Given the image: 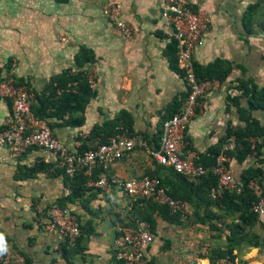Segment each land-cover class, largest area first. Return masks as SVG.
I'll use <instances>...</instances> for the list:
<instances>
[{"label":"crops","instance_id":"1","mask_svg":"<svg viewBox=\"0 0 264 264\" xmlns=\"http://www.w3.org/2000/svg\"><path fill=\"white\" fill-rule=\"evenodd\" d=\"M254 1L186 0L190 7L210 16L202 45L194 50L193 62L205 67L220 60L231 66L226 81L201 98L197 115L187 127L186 148L194 150L196 156L223 140L229 127L244 126L237 108L229 103V98L240 97V106H248L247 97L237 90L238 81L251 80L258 88L264 86V31L256 29L248 35L243 24V13ZM109 3L121 5L123 20L135 31L130 41L123 40L105 17L103 9ZM61 36H65L64 41ZM168 44L160 0H0L2 75L7 78L11 73L14 82L26 84L32 103L51 79L64 71L84 70L88 74L94 97L83 113V126L71 128L60 125L59 120H50L53 134L70 151H77L79 139H85L94 127L121 113L131 117L137 137L146 146L126 152L111 163L107 171L110 181L141 178L154 168L148 152L158 145L154 140L160 138L173 106L183 107L187 89L164 56ZM7 65L11 69L5 71ZM11 108L10 100H0V130ZM252 116L264 125L263 111H254ZM260 153L261 160L250 155L241 164L229 161L237 182L249 168L264 172V147ZM95 169L91 177L97 180ZM60 171L56 157L49 152L29 149L14 157L0 148V233L7 245V251L0 255H21L25 264H113L114 223L131 218L134 200L118 185L102 190L89 181L85 200L63 209L70 210L81 224L91 222L95 234L83 254L68 260L63 250L65 239L44 230L49 210L60 206L70 194L69 189L66 193V180ZM152 218L155 227L151 233L155 238L146 248V264H210L188 246L189 235L196 236L199 226L169 224L155 214ZM259 223L264 226V216ZM257 231L261 235L264 227ZM242 258L248 264H264V248H246ZM9 264L16 263L11 259Z\"/></svg>","mask_w":264,"mask_h":264},{"label":"trees","instance_id":"2","mask_svg":"<svg viewBox=\"0 0 264 264\" xmlns=\"http://www.w3.org/2000/svg\"><path fill=\"white\" fill-rule=\"evenodd\" d=\"M243 24L248 35L256 29L264 31V0H256L249 4L243 13ZM177 43L171 40L167 45L164 56L166 57L172 71L183 78V72L178 67ZM84 60L91 62V59ZM5 71L10 70L7 65ZM195 77L199 81H218L223 83L231 73V66L225 61H216L208 66H200L194 63ZM0 68V83L5 81ZM15 86L23 85L14 82ZM28 87L26 84H24ZM237 90L242 97H247V108L240 106V97L229 98V103L235 106L239 112L240 120L244 123L242 127H229L225 138L207 150L206 153L197 156L196 163L200 164L207 173L197 183L189 182L182 174L176 173L172 168L161 166L155 161L154 168L144 176L157 178L160 186L168 195L176 201L187 203L189 212L182 218L178 212H173L165 205H158L152 201L136 200L132 204L131 218L115 221L121 225H127L135 221H143L149 224L150 232L155 227L153 214L159 216L169 224L185 225L188 223L205 228L213 245L207 248L200 257L207 258L210 264H220L222 260L233 264H248V260L242 258V251L246 248H264V233H258L257 228L263 224L259 223L258 216L251 211L254 202L257 201L255 191L249 188L251 182H256L264 187V172L261 168H249L244 170L238 181L239 191H218L214 196L211 190L216 188L218 178L212 174L211 168L216 164L218 155L236 160L241 164L247 156L253 155L260 159L261 149L264 147V125L252 116L254 111L264 112V86L258 88L251 80H239ZM94 97L92 83L85 71L75 73L63 72L61 75L51 79L45 91L36 95L35 102L30 101V108L37 119L44 120L53 132L54 124L50 120H59L60 125L78 128L84 124L83 113ZM187 94L185 95V98ZM179 104L173 106L169 118L180 111ZM126 132L129 136H137L133 129V121L127 113H121L115 119L105 122L100 127H94L85 139H79L80 146L75 152L83 154L94 150L96 145L106 144L110 137ZM160 132V138H161ZM234 137L235 148L231 149L229 138ZM160 138L154 140L158 145L151 148L155 150L159 146ZM251 140H255L254 143ZM94 145V146H93ZM190 148V147H189ZM228 167L230 164L228 162ZM96 170V169H95ZM99 175L100 171L97 169ZM60 173L64 176L66 189L70 194L61 201L60 208H66L67 204L84 201L88 191L87 184L96 178L87 177L83 171L77 172L74 177L68 178L63 169ZM78 222V220H77ZM80 234L73 245L65 241L64 253L68 260L76 255L83 254L89 238L95 234L91 222L81 224L78 222ZM224 237V239H223ZM114 264L116 263L114 259Z\"/></svg>","mask_w":264,"mask_h":264},{"label":"built area","instance_id":"3","mask_svg":"<svg viewBox=\"0 0 264 264\" xmlns=\"http://www.w3.org/2000/svg\"><path fill=\"white\" fill-rule=\"evenodd\" d=\"M160 7L169 42L175 40L177 43L178 67L183 72L187 97L182 109L163 123L159 146L155 150H150L148 154L157 164L172 168L189 182L197 183L207 170L196 163V152L186 148L185 134L191 120L197 115L201 98L219 84L218 81H199L194 75L193 53L202 45V36L208 29L210 16L190 7L186 0H160ZM103 13L123 40L133 39L135 31L123 20L119 3L107 4L104 6ZM60 38L61 41L65 40V36ZM0 100H10L12 105L8 121L0 130V148L10 151L14 157L22 156L29 149H40L56 157L58 166L63 169L68 178L74 177L80 171H83L87 177H91L93 169L98 168L100 171L98 178L91 183L95 188L106 190L115 184L134 201H152L158 205H165L173 212H178L182 218L188 213L187 203L170 197L160 186L157 178L143 176L122 182L108 179L107 171L111 163L122 158L126 152L146 146L142 138L121 132L110 137L106 144L96 145L94 150L79 154L70 151L64 143L60 142L46 121L34 116L30 108L29 89L25 85L15 86L11 73H8L5 81L0 83ZM228 143L231 149L235 148L234 137L229 138ZM218 156L216 164L210 170L218 178L217 186L211 190V195L214 196L221 190L238 192L239 183L228 167L229 159L221 154ZM249 188L257 195V201L253 203L251 211L260 220L264 216V189L257 187L255 182H251ZM66 193H69L68 189ZM48 217L49 223L44 230L59 234L69 245H73L80 234L75 215L68 209L56 206L49 210ZM114 231L115 262L146 264V248L155 238L150 232L149 224L143 221H135L127 225L116 223ZM11 259L16 264H25L21 255L12 257L0 255L2 264H9ZM220 264L233 263L222 260Z\"/></svg>","mask_w":264,"mask_h":264},{"label":"rangeland","instance_id":"4","mask_svg":"<svg viewBox=\"0 0 264 264\" xmlns=\"http://www.w3.org/2000/svg\"><path fill=\"white\" fill-rule=\"evenodd\" d=\"M199 230H200V232L196 233L195 234L196 236L189 235L188 246H189V248L191 247L193 249V251L195 249L196 252L197 251L200 252L199 253V256H200L203 254L201 252H203V251L205 252L207 248H210L213 245V241L210 240V236L206 233V231H203L201 229H199ZM196 245H197V247H196ZM192 255L197 258L195 253H192Z\"/></svg>","mask_w":264,"mask_h":264},{"label":"clouds","instance_id":"5","mask_svg":"<svg viewBox=\"0 0 264 264\" xmlns=\"http://www.w3.org/2000/svg\"><path fill=\"white\" fill-rule=\"evenodd\" d=\"M7 251V245H6V240L5 236L3 233H0V254H3Z\"/></svg>","mask_w":264,"mask_h":264}]
</instances>
